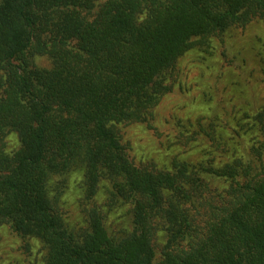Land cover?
<instances>
[{"label": "trees", "instance_id": "1", "mask_svg": "<svg viewBox=\"0 0 264 264\" xmlns=\"http://www.w3.org/2000/svg\"><path fill=\"white\" fill-rule=\"evenodd\" d=\"M257 18L264 0H0V223L40 239L45 264H264V108L238 158L170 170L136 166L117 129L148 121L198 40ZM78 166L87 226L75 230L51 183ZM103 182L109 207L130 206L123 236L95 203Z\"/></svg>", "mask_w": 264, "mask_h": 264}, {"label": "rangeland", "instance_id": "2", "mask_svg": "<svg viewBox=\"0 0 264 264\" xmlns=\"http://www.w3.org/2000/svg\"><path fill=\"white\" fill-rule=\"evenodd\" d=\"M35 63L51 68L46 56ZM173 89L153 108L147 122L119 123L117 129L130 160L150 170H170L174 159L197 165L212 155L219 161L241 156L240 138L251 136V119L264 108V18L198 40L171 72ZM7 151L18 147L14 133L5 139ZM85 169L75 167L51 183L52 194L70 228L87 226ZM95 203L112 234L131 230L130 206L109 207L107 183L100 184ZM157 258L165 243L156 232ZM47 248L35 237L23 239L0 223V264H45Z\"/></svg>", "mask_w": 264, "mask_h": 264}]
</instances>
